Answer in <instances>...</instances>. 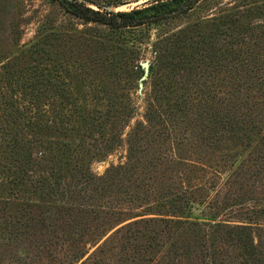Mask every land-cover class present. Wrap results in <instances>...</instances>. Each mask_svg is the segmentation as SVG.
<instances>
[{"label": "trees", "instance_id": "16d2710c", "mask_svg": "<svg viewBox=\"0 0 264 264\" xmlns=\"http://www.w3.org/2000/svg\"><path fill=\"white\" fill-rule=\"evenodd\" d=\"M138 1L51 0L103 32L94 44L101 54L87 67L81 55L67 54L84 34L76 29L38 35L23 48L7 46L1 35L9 7L0 0V247L11 241L9 227L16 222L43 228L68 217L66 232L72 222L87 220L82 236L95 239L140 218L114 232L108 240L113 248L104 250V243L84 260L86 251L69 249L64 234L45 239L41 248L66 246L63 258L50 257L58 264H264V228L255 223L264 217V200L248 198L256 189L264 198V23L243 26L248 21L238 20L264 11V0H241L226 22L214 19L215 31L195 44L189 42L191 29L171 25L202 0H152L129 11L108 10ZM151 29L157 31L154 60L144 84L154 80V87L145 125L137 124L126 139V162L96 176L90 161L121 145L139 110L137 53L150 43ZM180 39L185 47H177ZM237 92L242 97L235 110ZM229 106L235 117L228 116L226 126L240 136L226 153L215 154L211 146L218 141L204 134L212 121L206 115ZM242 106L243 118L237 112ZM207 143L210 153L203 148ZM152 176L162 184V200L150 201ZM191 215L231 221L199 223ZM15 229L20 234L22 227ZM176 232L187 249L160 257L162 248L177 244L168 243Z\"/></svg>", "mask_w": 264, "mask_h": 264}, {"label": "rangeland", "instance_id": "374dc122", "mask_svg": "<svg viewBox=\"0 0 264 264\" xmlns=\"http://www.w3.org/2000/svg\"><path fill=\"white\" fill-rule=\"evenodd\" d=\"M3 1L4 5H7L9 7L8 12H6V15L3 18V28L4 32L1 35L2 41H5L7 46L10 48L15 47H24L28 44H31L36 40V37L38 35H43L44 37L53 36L54 32L52 33V30H60L63 32V34L66 31L76 29L78 31H83L84 34L82 35L81 39H75L71 44L73 46L70 48V50L67 52V54H78L81 55L82 62L85 66L90 67L93 64L94 57L98 54H101L100 48L95 47V39L96 36L103 34V32H99L97 27L93 24H83L80 20H75L68 15L64 14L61 9H59L58 6L53 4L51 0H1ZM152 0H140L138 2H133L126 4L124 6L120 7H110L108 10H111L113 12L117 11H129L132 9L139 8L141 6H144L147 2H150ZM241 0H202L196 4L194 9L186 16L181 17L180 19L176 20L172 23L171 28L173 30L175 29H186L189 28L192 31L188 33L190 35V43H196L198 40L201 41V38H207V36L215 31L213 27V21L214 19H222L221 23L224 21L226 22V19H224L226 16L233 14V10L236 6L239 5ZM95 9L94 6H91ZM239 12H242V9H239ZM4 13L3 10L0 11V14ZM259 13V14H258ZM253 16L249 18H239L240 15H238L239 23H244L245 21H248V23H244L243 26L248 24H261L264 23V11L257 10L253 12ZM263 16L262 19L255 18ZM199 25V27L197 26ZM205 24V25H204ZM217 24V23H216ZM215 24V25H216ZM2 28V27H1ZM57 31V32H60ZM150 39V43L143 44L138 53V59L139 61H148L149 65L152 63L154 52L152 48V42L156 39L157 31L154 29H151L148 33ZM204 35V36H202ZM109 36L106 34L105 38H108ZM201 37V38H200ZM188 40V39H187ZM214 43L213 39H211ZM180 40H178L177 47H185L184 44H187V41H182L180 44ZM51 44H55L56 42L54 40L50 41ZM218 42H216L217 44ZM220 43V42H219ZM218 43V44H219ZM70 44V42L68 43ZM215 44V43H214ZM76 45V46H75ZM80 45V46H78ZM110 45V44H108ZM104 56H106V51H104ZM128 57V56H127ZM91 75V70H88ZM143 73V71H142ZM140 80V79H139ZM156 83V82H155ZM154 87V80L148 81L143 86V90L141 94L137 95L141 97L139 100V110L136 112L134 116H132V119L129 121L128 126L125 128V130L122 133V143L119 147H115L114 150L110 153H108L103 158H100L98 160H92L89 164L90 171L96 175L101 176L103 173L110 167H115L120 164H123L126 162L129 151H128V145L126 143V139L128 138L131 133L135 131V128L137 124H144L146 122L145 117V107L147 106V103H150V99L152 98V94H150V90ZM245 90L243 89L242 92ZM221 97V96H219ZM241 93L237 92L236 97L231 101L236 105H233L236 110L238 99L241 98ZM142 106V107H141ZM231 110L228 108H220L219 110L215 112H210L206 116L212 121L207 123L205 127V133L207 136H210L214 142L218 143L215 145L216 147H212V151L215 154H218L219 152L227 151L226 147H231L234 143H231L234 137L240 136L239 132L232 130L229 126H226V122L229 117H235L234 110L229 106ZM240 117H244L246 115V111L243 108V106L237 110ZM214 115V116H213ZM213 117H215L217 120L213 122ZM219 118V119H218ZM171 119V118H169ZM170 124V123H168ZM205 125V124H204ZM134 131H133V130ZM133 131V132H132ZM134 136V135H133ZM130 137V136H129ZM222 142V143H219ZM208 143L203 144V148L206 149V153H210L211 149H208ZM222 149V151L220 149ZM242 147L239 148V150ZM200 150V149H199ZM190 152H186L185 156L188 158ZM139 157V154L136 156ZM144 161L143 159H141ZM134 164V162L132 163ZM143 166L148 170L149 168L152 169V167H149L146 162L143 163ZM140 167H142V164H140ZM131 168V167H130ZM132 169V168H131ZM131 174L134 173L130 171ZM132 177V180H134V175H130ZM130 177H127V180H123L122 185H127ZM151 182L153 184V190L151 193L150 201L154 200H162L161 197V186L162 184L154 180V176H152ZM249 188H246V190ZM246 190L241 191L243 197L248 194ZM122 197L121 195H119ZM248 198H252V200H264L261 190L256 189L253 190L250 195H248ZM251 201H247V205H250ZM34 208L29 209V211H33ZM23 212V211H19ZM17 214V213H15ZM20 214V213H19ZM81 216H85L82 214ZM0 217H4L0 215ZM76 217V216H74ZM149 217H158L153 215H147L143 218H149ZM162 218H173V219H183L178 217H167V216H159ZM191 220H197L199 223H212L216 224L219 221L218 220H227L231 221V219H227L224 216H219L218 220H208L211 217H201V216H190ZM140 219V218H136ZM133 219V220H136ZM207 219V220H206ZM64 220L66 221V225L72 221L68 217L64 218L63 220L56 219L55 221L46 223L45 227L42 228L41 224H35L33 226H29L28 228H25L27 226L26 221H22V223H14L12 226H10V238L11 241H9L6 245H2L0 247V264H58L56 261H52L50 257H55L57 260L64 257V253L66 246L56 245L51 248H41V245L43 244V241L45 239L51 238L53 236H62L64 234V239L68 240V248L73 249V247L81 248L86 251V255L83 258V260L88 257L92 252L97 250L98 247L101 245H104V250H108L110 248H113V244H111L108 240L115 231L120 229L125 224L133 221L128 220L126 222L120 223L114 228L108 230L104 236L102 237H96L95 239H90V237L82 236L83 234L87 232L86 230H82V226L86 225L87 220H80L78 219L77 222H72L71 228H67L68 230L66 232H62L66 228H64ZM67 220H70L69 222ZM190 220V219H188ZM255 223L260 224L261 228H264V217H260L258 221H255ZM234 223H231L233 225ZM242 224V223H241ZM37 226V228H34V226ZM91 225V224H90ZM16 227H22L20 234L18 233V230H16ZM202 230L204 233L211 232V229L209 227H203ZM191 231V230H188ZM192 232V231H191ZM32 234H36V237L32 241ZM180 232H176L173 234L171 239L168 241V243L175 244L177 243L178 236L180 235ZM207 234V235H208ZM199 235L202 236V233L199 232ZM206 235V239L208 241H211V235L208 238ZM74 239V240H72ZM202 239V238H201ZM204 239V238H203ZM202 239V242L204 241ZM182 242H179L175 244L173 247L166 246L165 248H162L158 255L160 257H163L166 255L169 257V254L172 252V250L176 249L177 254L181 253V251H184L187 249V247H182ZM40 247H36V246ZM185 245V244H184ZM72 246V247H70ZM171 256H173L171 254ZM54 259V260H56ZM182 259V258H181ZM167 262V259L165 260V264ZM174 264H185V260H181L179 262L173 261ZM80 263V262H79ZM78 263V264H79ZM91 264V263H90Z\"/></svg>", "mask_w": 264, "mask_h": 264}, {"label": "water", "instance_id": "95a60500", "mask_svg": "<svg viewBox=\"0 0 264 264\" xmlns=\"http://www.w3.org/2000/svg\"><path fill=\"white\" fill-rule=\"evenodd\" d=\"M140 67L142 68V76L140 78V80L138 81V94L142 93L143 90V86L144 83L147 81L148 79V75H149V62L148 61H141L139 63Z\"/></svg>", "mask_w": 264, "mask_h": 264}]
</instances>
